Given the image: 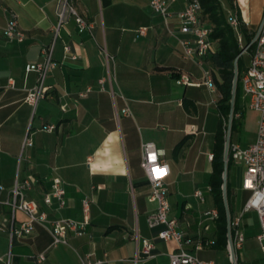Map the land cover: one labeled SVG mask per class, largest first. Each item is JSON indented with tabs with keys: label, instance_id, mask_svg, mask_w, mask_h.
Returning a JSON list of instances; mask_svg holds the SVG:
<instances>
[{
	"label": "crops",
	"instance_id": "obj_1",
	"mask_svg": "<svg viewBox=\"0 0 264 264\" xmlns=\"http://www.w3.org/2000/svg\"><path fill=\"white\" fill-rule=\"evenodd\" d=\"M220 1L226 13H233L231 0ZM232 3L239 7L245 28L258 31L264 0ZM57 4L58 0H0V263L9 258L10 264H32L31 256L43 252V264H80L87 255L107 264H169L168 253L176 244L157 238L163 226L150 228L146 222L156 206L148 200L151 187L141 167L142 144L151 142L163 149L169 167L165 182L170 216L190 240L183 248L215 264H230L227 247L216 243V219L202 214L211 208L218 211L209 185L210 155L218 126L225 121L217 105L220 93L212 77L216 67L211 54L184 59L180 40L188 35L173 22L167 26L149 0H74L93 29L83 34L73 19L60 29L53 49L56 67L44 82L46 96L31 106L24 99L37 73H26L25 65L38 61L41 48L53 41ZM183 5L177 0L171 11ZM10 11L17 14L25 33L22 42L2 34ZM143 26L148 28L146 35L137 36ZM248 63L249 56L243 59V71ZM206 71L213 91L205 83ZM180 72L189 74L193 84H177ZM238 104L241 122L249 108L243 93ZM125 108L129 114L123 113ZM258 120L259 114L250 136L234 143L243 147L253 142ZM26 137L30 144H24ZM227 159L240 172V178L231 181L227 160V243L228 234L233 238L241 231L244 242L236 252L237 264H264V250L256 241L257 212L244 209L250 192L241 187L243 166ZM28 177L35 182L23 196L36 201L49 218L81 221L86 215L89 224L83 235H70L67 244L55 247L40 224L25 237L11 235V226L27 219L12 210L13 189L16 181ZM54 177L65 189L67 204L60 210L43 202ZM196 190L202 198L194 196ZM222 205L225 208L224 199ZM144 240L156 246L148 258L140 255Z\"/></svg>",
	"mask_w": 264,
	"mask_h": 264
},
{
	"label": "built area",
	"instance_id": "obj_2",
	"mask_svg": "<svg viewBox=\"0 0 264 264\" xmlns=\"http://www.w3.org/2000/svg\"><path fill=\"white\" fill-rule=\"evenodd\" d=\"M176 1L149 0V6L154 13L163 18L167 26L173 22L177 24L181 33L188 35V38L180 40L182 57L184 59H194L195 57L214 53L217 50V44L210 37L212 27L201 18L202 7L200 0H183V8L178 12H172L170 6ZM72 18L79 31L88 30L90 32L93 29L92 24L86 21L76 9L74 0H58L57 24L54 28L53 41L41 48L38 61L25 65L26 73H37L36 84L27 90L24 99L31 106H35L39 100L46 96L45 78L56 67V62L53 59L54 44L59 36L60 29ZM227 18L230 25L237 31L238 42L243 48L242 54H249V63L240 79L243 97L247 100L249 109L259 114L255 140L243 147L229 142L228 157L243 166L241 187L250 192V197L244 209H252L257 212L260 232L256 235V241L259 247L264 250V25H262L253 42H251L252 38L249 43L244 44L243 38L238 32L237 15L229 11ZM147 30V27H139L136 30V35L145 36ZM2 34L9 41L22 42L25 39V33L19 27L18 16L14 11H10V18L2 29ZM252 43L255 46L249 52L248 48ZM64 48L67 53L70 51L68 45H65ZM76 57V55L71 54L72 59ZM205 78V83L209 89L215 90V85L208 71L205 72ZM175 80L179 85L193 84L189 74L185 72L178 73ZM100 82L102 84L103 80ZM13 85V80L9 79L8 86L13 87ZM80 95H84V93H80ZM123 113L129 114L128 109H123ZM51 128L53 126L48 127L49 130ZM30 143V138L26 137L24 144ZM163 154V149L155 147L151 142L142 144L141 167L144 169L151 187L148 200L156 205L154 211L146 217L147 225L150 228L163 226L157 233V238L165 242L172 241L176 244L175 248L168 253L169 264H215L212 260L201 259L183 248V245L190 243V240L178 229V220L170 216L168 188L165 182L169 174V167L162 158ZM33 182L35 180L32 177L16 181L10 205L13 212L16 210L21 211L26 215L27 219L16 226H11V235L18 238L25 237L33 230L35 224H40L48 229L53 247L58 244H67L70 235H83L86 226L89 224V219L86 215L81 221L62 217L49 218L47 212L40 210L36 201L26 199L23 196V190L31 188ZM194 196L202 198L203 195L201 191L196 190ZM43 202L49 207L54 206L55 210H60L66 206L65 189L59 177L52 179L50 190L43 196ZM88 203L87 198L83 200L85 212L88 210ZM202 214L207 218L217 219L218 217V211L214 208L207 209ZM0 228H3V226L0 225ZM231 241L234 256L230 252L229 243H227L226 247L229 263L234 264V262L237 263L236 252L242 248L244 242L243 233L236 231ZM155 248L153 241L144 240L140 252L141 257L148 258L153 256ZM196 248L200 249L201 244H197ZM31 259L32 264H43L46 260V254L41 252L32 255ZM6 264H10L9 258ZM80 264H107V262L103 259L91 260L89 255H87L80 258Z\"/></svg>",
	"mask_w": 264,
	"mask_h": 264
},
{
	"label": "trees",
	"instance_id": "obj_3",
	"mask_svg": "<svg viewBox=\"0 0 264 264\" xmlns=\"http://www.w3.org/2000/svg\"><path fill=\"white\" fill-rule=\"evenodd\" d=\"M231 8L233 12L237 15L238 18V32L242 34L244 44H247L251 41L254 36V32L248 31L244 22L241 18L239 10L233 5L232 0ZM201 3V18L206 21L211 27L212 31L210 34L211 39L216 41L217 50L214 53H211L210 59L216 67V73L212 71V77L216 87L220 93V98L217 101V105L220 109V112L224 116H228L230 111V100H231V90H232V81L234 76V60L242 49V46L237 39V31L230 25L228 22L227 14L223 10L222 3L220 0H200ZM254 43L250 45L248 51H252L254 48ZM242 56V55H241ZM239 56L237 59V69H238V78L236 83V91L233 105V116L231 123V131L236 128L240 123L239 117L236 116L239 113V116L242 115V110L239 107L238 100V83L240 82L241 77L239 76L242 57ZM218 76V77H217ZM224 132L223 125L220 122L216 135L215 143L213 146V155L211 159V173L209 177V185L211 192L219 204L218 206V217L216 219V234L217 240L216 243L218 246L226 247L227 245V220L225 208L222 205V173L224 168L223 160V147H224ZM230 159L228 160L229 166Z\"/></svg>",
	"mask_w": 264,
	"mask_h": 264
},
{
	"label": "rangeland",
	"instance_id": "obj_4",
	"mask_svg": "<svg viewBox=\"0 0 264 264\" xmlns=\"http://www.w3.org/2000/svg\"><path fill=\"white\" fill-rule=\"evenodd\" d=\"M237 8L239 10V7H237ZM226 14L228 15V13H226ZM256 31H257V29L255 30V33H256ZM241 37H242V34H241ZM241 55L240 56L242 57L241 58L242 59V64H241V68H240V72H239V76L240 77H241V75L243 73V59L248 58L249 54L246 53V54H241ZM237 72H238V69H237ZM237 78H238V74H237ZM238 86H239L238 94H239V99H240V97L242 95L241 83L240 82L238 83ZM257 117H258L257 112L247 108V110L245 112V115H244V118L241 119V122L232 131L230 129L229 142L231 141V143H234L235 141L238 140L239 142L242 143L248 136H250V134L254 131L255 122H256ZM227 127H228V116H225V121H224V124H223V132H224V139L225 140H226V137H227ZM225 140H224V142H225ZM239 178H240L239 170L235 169L233 164L230 162L229 179L231 181H236ZM0 264H3V262H1Z\"/></svg>",
	"mask_w": 264,
	"mask_h": 264
},
{
	"label": "water",
	"instance_id": "obj_5",
	"mask_svg": "<svg viewBox=\"0 0 264 264\" xmlns=\"http://www.w3.org/2000/svg\"><path fill=\"white\" fill-rule=\"evenodd\" d=\"M262 25H264V18H262V21L260 23V26L258 28V31L256 32V34L254 35L253 39L251 42L254 41V39L256 38V36L258 35L260 29L262 28ZM88 30H83V34H87ZM243 48L241 49V51L239 52V54L237 55L236 59L234 60V76H233V81H232V90H231V100H230V111H229V115H228V127H227V137L226 140L224 142V151H223V160H224V168H223V173H222V195H223V199H224V203H225V210H226V216H227V226L229 228L230 226V219H229V211L227 208V202H226V176H227V157H228V144H229V133H230V129H231V123H232V116H233V105H234V98H235V91H236V83H237V59L238 57L242 54ZM228 243H229V247H230V252L232 254V256H234V250L232 247V241L230 238V235L228 234ZM234 264H237L236 262H234Z\"/></svg>",
	"mask_w": 264,
	"mask_h": 264
}]
</instances>
